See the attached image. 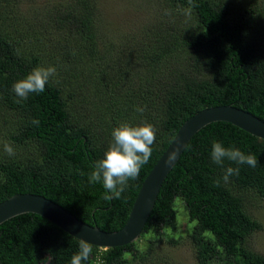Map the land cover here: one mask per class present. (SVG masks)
I'll return each instance as SVG.
<instances>
[{
  "label": "trees",
  "instance_id": "trees-1",
  "mask_svg": "<svg viewBox=\"0 0 264 264\" xmlns=\"http://www.w3.org/2000/svg\"><path fill=\"white\" fill-rule=\"evenodd\" d=\"M152 1L154 19L120 40L114 62L103 56L100 70L91 68L101 58L98 35L113 24L102 21L95 4L67 0L41 16L20 18L4 7L22 0H0V134L23 147L13 157L0 153V202L36 193L90 225L117 231L126 224L145 178L191 116L233 105L264 120V6L258 0ZM58 60L67 72L83 65L99 78L106 74L111 86L104 88L99 118L93 111L87 119L92 101L76 102L80 84L65 72L50 77L43 92L16 102L14 82ZM123 122L153 125L155 143L139 176L128 181L119 199L106 201L102 182L90 183L88 175L113 142V128ZM213 142L256 156L257 166L227 159L214 163ZM229 166L240 171L225 183ZM251 193L264 199V139L226 121L212 122L195 134L166 177L140 236L143 244L138 239L111 248L91 244L83 264L144 263L156 255L160 238L173 235L170 243L179 244L173 229L180 204L191 224L188 239L197 264H264V253L250 245L251 236L263 228L246 209ZM79 241L47 218L23 213L0 224V264H71Z\"/></svg>",
  "mask_w": 264,
  "mask_h": 264
},
{
  "label": "rangeland",
  "instance_id": "rangeland-1",
  "mask_svg": "<svg viewBox=\"0 0 264 264\" xmlns=\"http://www.w3.org/2000/svg\"><path fill=\"white\" fill-rule=\"evenodd\" d=\"M91 3L95 4L98 8V14L102 13L104 16V23L112 22L113 25H107L102 27L101 33L98 35L97 46L101 51V58L91 64V68L98 67L103 68V56L104 61L108 58L113 61L114 55L117 51V46L120 43V40H125L127 37H131L133 34L138 33L142 30V27L151 19L155 17V11L152 10L148 4L149 0H89ZM158 0H153L152 3L155 4ZM67 0H22L19 6L14 8L5 6L6 13L11 11L14 16L24 17V16H41L44 12L50 10L54 3L65 4ZM260 6H264V0H258ZM123 37V38H122ZM103 52V53H102ZM111 55V56H110ZM114 62V61H113ZM60 61L54 62L52 65L56 69L58 76H61L64 72L67 76L72 77L73 80L78 82L81 87V97L76 101L81 105L84 102V99H91L92 108L89 107L87 119L89 115L94 111L96 116L99 118L101 113L100 106L103 105L102 96H105L106 90L109 89L111 85L108 84V79L105 73H100L101 78L97 77L98 73L89 70L86 66L78 65V67H73V71H66L65 66L60 68ZM114 64V63H113ZM88 75L87 78L85 76ZM99 76V75H98ZM105 76V79L102 77ZM80 79L85 78L83 82ZM114 78H117L116 76ZM101 80V81H100ZM138 81L134 77V81ZM105 88V89H104ZM10 144L14 152H20L21 154L23 147L12 143L11 140L5 138L0 134V153L6 155L4 151V144ZM25 151L33 157V151L30 149H25ZM13 157V155H11ZM180 206L179 211V220L175 225L173 233L177 234V238L180 239V243L173 245L170 243V237L160 238L155 243L154 251L157 252L156 255H153L146 261L140 262L137 261L136 264H197V259L195 256V251L193 245L189 241L188 230L190 228V223L187 218V215L184 213V210ZM246 209L247 211L262 223L263 228L255 232L250 239V245L256 251L264 253V199L258 196L255 193H251L249 198L246 200ZM138 242L140 245L143 244V238L139 237ZM146 248V247H145ZM44 264H47L44 263ZM99 264V263H95ZM215 264H218L216 261Z\"/></svg>",
  "mask_w": 264,
  "mask_h": 264
},
{
  "label": "water",
  "instance_id": "water-1",
  "mask_svg": "<svg viewBox=\"0 0 264 264\" xmlns=\"http://www.w3.org/2000/svg\"><path fill=\"white\" fill-rule=\"evenodd\" d=\"M217 121L232 123L252 135L264 139V120L233 105L208 107L191 116L180 127L171 144L145 178L129 218L120 230L106 231L99 226L90 225L59 203L36 193H17L0 202V224L17 215L32 212L47 218L75 238L84 239L101 248L132 243L141 236L166 177L179 161L191 139L202 128Z\"/></svg>",
  "mask_w": 264,
  "mask_h": 264
},
{
  "label": "clouds",
  "instance_id": "clouds-1",
  "mask_svg": "<svg viewBox=\"0 0 264 264\" xmlns=\"http://www.w3.org/2000/svg\"><path fill=\"white\" fill-rule=\"evenodd\" d=\"M191 5V0H189ZM191 7L185 10L186 15L191 14ZM56 74L55 67H37L34 68L26 77L17 80L12 86V91L20 103L28 99L30 93H40L45 90L50 77ZM138 112H143V108L137 107ZM38 124V120L32 121ZM156 129L149 123L132 125L128 122L120 123L112 130L113 142L105 151L103 157L97 160L93 166L92 172L88 175L90 183L102 182L107 190L103 199L111 201L119 199L129 180H135L139 176L141 167L148 162L151 157V146L155 143ZM4 151L8 155H14L13 147L5 143ZM211 159L214 163L222 165L224 160L235 162L237 165L247 164L255 168L258 164L257 157L251 154H245L239 148H225L220 142H213ZM239 167H227L222 177L227 183L233 175H239ZM83 174V173H82ZM215 184L219 186L220 180ZM101 248V247H100ZM92 253V246L84 239L79 241V251L71 258V264H83Z\"/></svg>",
  "mask_w": 264,
  "mask_h": 264
}]
</instances>
